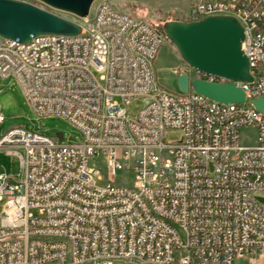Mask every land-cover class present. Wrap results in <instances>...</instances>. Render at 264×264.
Segmentation results:
<instances>
[{
    "label": "built area",
    "instance_id": "1",
    "mask_svg": "<svg viewBox=\"0 0 264 264\" xmlns=\"http://www.w3.org/2000/svg\"><path fill=\"white\" fill-rule=\"evenodd\" d=\"M225 9L244 31L243 104L192 91L194 80L232 81L184 61L171 74L187 76V92L158 86L166 36L108 1L86 19L67 14L81 21L78 35H0V80H15L39 119H68L80 137L0 135V153L19 162L17 175L0 170V264H264V114L251 103L264 97V0H190L184 22ZM133 99L143 101L134 118L120 104ZM246 128L256 130L250 147ZM170 129L181 136L166 143ZM119 173L133 184L108 178Z\"/></svg>",
    "mask_w": 264,
    "mask_h": 264
},
{
    "label": "water",
    "instance_id": "2",
    "mask_svg": "<svg viewBox=\"0 0 264 264\" xmlns=\"http://www.w3.org/2000/svg\"><path fill=\"white\" fill-rule=\"evenodd\" d=\"M50 9L86 19L96 0H36ZM165 36L175 45L181 59L191 67L224 77L232 83L215 84L202 80L191 82V89L219 104H243L245 93L235 82H252L248 58L242 51L244 31L237 19L229 16L208 17L196 22L171 21L163 26ZM81 28L64 18L32 4L0 0V35L27 42L44 34L74 36ZM1 83V80H0ZM179 91H188L186 75L177 79ZM264 114V97L251 101ZM60 141L62 132L57 133ZM69 140H73L70 138ZM264 203V199H261Z\"/></svg>",
    "mask_w": 264,
    "mask_h": 264
},
{
    "label": "rangeland",
    "instance_id": "3",
    "mask_svg": "<svg viewBox=\"0 0 264 264\" xmlns=\"http://www.w3.org/2000/svg\"><path fill=\"white\" fill-rule=\"evenodd\" d=\"M100 1H108L117 10L144 19L152 25L157 27L161 26L162 28L167 22H184L190 3V0H96L94 4ZM53 14L73 22L79 27L82 25L81 21L75 17L60 12H55ZM182 62L183 60L177 48L166 37L153 63L154 78L157 85L169 92L180 94L177 87V79L171 74V69ZM120 104L122 108L127 110V113L132 118L136 117L143 107V101L141 99H133L128 104L120 101ZM0 106L1 113L5 118V122L0 126V135L12 128L23 127L45 133L50 137H54L57 133L62 132L66 138L75 136L77 140L80 139L77 131L62 119H39L26 103L18 83L13 79L3 80L0 83ZM180 136V131L170 129L167 131L165 142H176L179 140ZM240 137L243 146H253L256 140V130L254 128L242 129L240 131ZM98 162L102 165L104 170L100 171L102 180H98L97 177H95V180L98 186H104L106 184L107 169L104 161L99 160ZM0 170L8 174L17 175L19 173V162L0 153ZM124 177H126V181L130 185L133 184V175H128V177L123 173H119L117 177L108 175L110 180H116L118 182ZM114 264L123 263L115 262ZM235 264H248V262L246 260H241Z\"/></svg>",
    "mask_w": 264,
    "mask_h": 264
},
{
    "label": "bare ground",
    "instance_id": "4",
    "mask_svg": "<svg viewBox=\"0 0 264 264\" xmlns=\"http://www.w3.org/2000/svg\"><path fill=\"white\" fill-rule=\"evenodd\" d=\"M225 16H234V9H225ZM68 123V119H62Z\"/></svg>",
    "mask_w": 264,
    "mask_h": 264
},
{
    "label": "trees",
    "instance_id": "5",
    "mask_svg": "<svg viewBox=\"0 0 264 264\" xmlns=\"http://www.w3.org/2000/svg\"><path fill=\"white\" fill-rule=\"evenodd\" d=\"M159 30L164 34L163 28L161 26L158 27ZM165 35V34H164Z\"/></svg>",
    "mask_w": 264,
    "mask_h": 264
},
{
    "label": "crops",
    "instance_id": "6",
    "mask_svg": "<svg viewBox=\"0 0 264 264\" xmlns=\"http://www.w3.org/2000/svg\"><path fill=\"white\" fill-rule=\"evenodd\" d=\"M171 88H173V87H171Z\"/></svg>",
    "mask_w": 264,
    "mask_h": 264
}]
</instances>
